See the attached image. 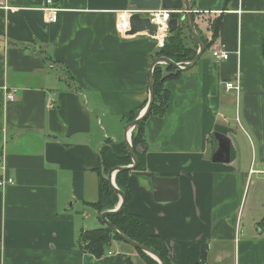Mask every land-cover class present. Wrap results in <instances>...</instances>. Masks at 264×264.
Instances as JSON below:
<instances>
[{"label": "crops", "instance_id": "obj_1", "mask_svg": "<svg viewBox=\"0 0 264 264\" xmlns=\"http://www.w3.org/2000/svg\"><path fill=\"white\" fill-rule=\"evenodd\" d=\"M52 5L59 12L49 21L46 0H0V172L15 180L0 189V264H127L129 244L96 257L79 236L104 226L92 205L100 150L125 142L129 115L148 98L156 40L119 30L135 10L129 0ZM193 9L210 41L205 18L220 16L217 36L166 81L167 110L146 122L145 171L176 178L178 198L157 200L151 179L131 171L127 208L161 236L172 264H264V0H195ZM214 47L229 58H214ZM214 132L230 139L229 162L213 161Z\"/></svg>", "mask_w": 264, "mask_h": 264}, {"label": "trees", "instance_id": "obj_2", "mask_svg": "<svg viewBox=\"0 0 264 264\" xmlns=\"http://www.w3.org/2000/svg\"><path fill=\"white\" fill-rule=\"evenodd\" d=\"M195 4V0H192ZM221 23L220 16L215 18L211 23L213 31L212 40H208L201 36L205 42V50L211 46L217 36ZM198 44L191 36L187 21H181L179 27L170 32L166 38L165 45L157 50L154 58L157 56H167L178 63L190 61L196 54ZM181 70L174 66L156 65L154 67V94L155 99L149 115L133 129L131 133V142L134 147L138 145H146V122L152 115H163L168 106L170 91L166 87V81L176 78ZM148 98L145 102L132 112L128 120H134L145 108ZM145 152L138 153L139 163L137 170L145 171ZM101 165L99 172V197L96 202L92 203L93 207L99 214L107 209H113L117 206L119 198L110 187L106 175L108 172L118 165H129L132 163L131 155L125 142H107L100 150ZM130 170L118 171L115 175V182L120 190L126 196L125 207L118 213L110 215L109 220L124 231L130 238L137 240L145 245L156 249L163 257L167 264H172L171 259L166 255L161 236L152 232L147 219L138 213L128 211L127 204L133 197V191L129 183ZM123 241L109 227L101 226L93 229L84 230L79 236V244L84 251L93 254L96 257H102L112 247L113 241ZM147 261L148 264H159L154 258L135 248ZM127 264H131L126 258Z\"/></svg>", "mask_w": 264, "mask_h": 264}, {"label": "water", "instance_id": "obj_3", "mask_svg": "<svg viewBox=\"0 0 264 264\" xmlns=\"http://www.w3.org/2000/svg\"><path fill=\"white\" fill-rule=\"evenodd\" d=\"M132 6H135L134 12L130 14L129 24L130 28L126 32L127 35H135L138 33H148L153 35L157 30V25L151 21L149 16L144 15L143 11L154 10V9H177L183 10L185 13L178 17L173 16L169 19V32H174L180 25L181 21H187V25L191 36L196 40L198 44L197 52L195 56L185 63L175 62L173 59L161 55L153 59L150 65L149 71V89H148V101L145 108L141 111L139 116L134 120L129 121L124 129V141L127 145L128 151L131 155L132 163L129 165H118L111 169L106 175V179L119 198L117 206L113 209H107L101 212L100 217L105 226L109 227L116 235H118L125 243L138 248L146 254L154 258L159 264H167L163 259L162 255L154 248L145 245L137 240L130 238L124 231L114 225L110 220L109 216L120 212L126 203V196L122 190H120L115 182V175L118 171L130 170L137 175L149 177L155 188V198L157 200H176L178 198V183L177 179L164 178L156 176L151 172L137 170L139 163L138 153H144L146 151L145 145H138L134 147L131 142V133L138 123L144 120L150 113L154 99V76L153 71L156 65L174 66L181 71L191 69L196 65L198 60L205 52V42L199 34L195 17L193 14V3L192 0H129ZM214 139L218 142V147L212 155L213 161L216 162H229L230 161V139L223 133L214 132ZM208 244L202 245L200 260L204 262L208 253ZM202 264V263H201Z\"/></svg>", "mask_w": 264, "mask_h": 264}, {"label": "built area", "instance_id": "obj_4", "mask_svg": "<svg viewBox=\"0 0 264 264\" xmlns=\"http://www.w3.org/2000/svg\"><path fill=\"white\" fill-rule=\"evenodd\" d=\"M47 4L50 5V7H47V19L49 21H53L56 16L58 15L59 8L53 6V0H46ZM136 10H132L129 12L125 18H122L121 22L118 24V28L120 31L126 32L130 28L129 24V17L132 12ZM144 15L149 16L151 18V21L157 25V30L153 35H150L156 40V46L159 49H161L166 42V38L169 35V19L172 18L173 16H182L185 11L183 10H177V9H154V10H147L143 11ZM199 13L197 10L193 9V14L196 15ZM196 20V19H195ZM208 26H211V21H209ZM127 35V34H126ZM212 55L214 58L218 60H226L229 58V52L219 48V47H214L212 49ZM227 89L231 88H239L238 84L236 85L234 82H227L226 83ZM15 89H12L7 92V98L8 99H14L15 98ZM51 100H54L53 98ZM252 172H255L253 168H251ZM15 182L14 178L8 176L5 171L0 172V189L4 188L7 184H13Z\"/></svg>", "mask_w": 264, "mask_h": 264}, {"label": "rangeland", "instance_id": "obj_5", "mask_svg": "<svg viewBox=\"0 0 264 264\" xmlns=\"http://www.w3.org/2000/svg\"><path fill=\"white\" fill-rule=\"evenodd\" d=\"M205 24H209V20H208V17L207 18H205ZM232 126L233 127H235V128H238L236 125H234L233 123H232ZM239 130V129H238ZM239 139V138H238ZM107 142H110V143H112V142H115L114 140H108ZM255 145V144H254ZM256 147V146H255ZM239 149L241 150V154H242V156H243V159H244V161H246L247 160V158H248V156H249V154H250V152H249V148H248V144H247V142H242V140L240 139V144H239ZM256 149V148H255ZM251 150V149H250ZM252 150H253V148H252ZM257 150V149H256ZM248 162L250 163V165L252 164V162H254V164H253V167H256V163H258L259 162V156H258V153H257V155L256 156H254L253 155V153L251 154V156H250V158H249V160H248ZM253 173H251V177L252 176H254V178H256V177H258V173H254L253 175H252ZM249 200V199H248ZM245 203H246V195L244 196V198H243V200H242V202H241V211L243 210V207H244V205H245ZM243 230V227L241 226L240 228H239V230H238V232H240V231H242ZM114 242H117V243H121V244H127V243H124V241H120V240H115V241H113V243ZM128 245V244H127ZM128 248L130 249V250H135V252H136V254L134 255V256H131L130 254H126L125 252H124V255H125V257L126 258H128L129 259V261H130V263L131 264H134L135 262H136V257H138V260H139V264H148L147 263V261H146V259L139 253V252H137L136 251V249L133 247V246H130V245H128ZM121 253H123V251L122 250H119ZM150 256V255H149ZM226 264H230L231 263V260H229V261H227V262H225Z\"/></svg>", "mask_w": 264, "mask_h": 264}]
</instances>
